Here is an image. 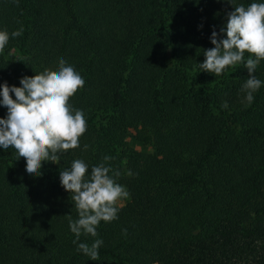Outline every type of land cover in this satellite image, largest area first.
<instances>
[{
	"label": "trees",
	"instance_id": "trees-1",
	"mask_svg": "<svg viewBox=\"0 0 264 264\" xmlns=\"http://www.w3.org/2000/svg\"><path fill=\"white\" fill-rule=\"evenodd\" d=\"M232 10L227 0H0V30L24 29L0 53V85L63 58L85 80L69 102L87 120L80 147L42 162L40 176L0 148V264H264L254 245L264 239V83L248 105L243 64L220 76L199 67ZM255 75L264 82V60ZM104 156L130 196L77 242L103 240L94 261L73 243L78 213L60 171L83 159L90 174Z\"/></svg>",
	"mask_w": 264,
	"mask_h": 264
},
{
	"label": "clouds",
	"instance_id": "clouds-1",
	"mask_svg": "<svg viewBox=\"0 0 264 264\" xmlns=\"http://www.w3.org/2000/svg\"><path fill=\"white\" fill-rule=\"evenodd\" d=\"M13 2L18 4L19 0ZM227 3L234 10L227 12L226 25L219 33L213 26L210 41L214 47L204 51L205 60L199 67L220 76L227 68L243 64L248 79L241 91L250 105L254 93L264 83L255 75L260 61L264 60V3L254 2L247 7L236 5L234 0ZM23 31V26L11 33L0 30V53L10 38L21 36ZM245 53L249 54L246 60ZM84 86L83 77L63 58L59 59L58 70L45 69L33 76H23L20 86H10L7 82L0 85V105L7 108L6 117H0V148H12L18 158L23 157L29 175H42V162L59 164L61 154L80 147L87 120L83 110L73 108L69 101ZM222 107L227 108V102ZM87 148L85 144L84 150ZM111 159L104 156L103 162L91 167L90 174L89 165L83 159L73 160L70 168L60 171V183L71 194L78 213L76 220L68 216L70 231L76 237L73 243L94 261L100 258L103 240L96 239L91 246L77 242L81 235L97 237L101 221L118 219L119 202L130 196L126 187L117 183L120 172L106 164Z\"/></svg>",
	"mask_w": 264,
	"mask_h": 264
},
{
	"label": "rangeland",
	"instance_id": "rangeland-1",
	"mask_svg": "<svg viewBox=\"0 0 264 264\" xmlns=\"http://www.w3.org/2000/svg\"><path fill=\"white\" fill-rule=\"evenodd\" d=\"M127 141H128L133 147H135L136 149H138V150H140V151H142V152H148V151L150 150L149 146L146 145V144H139V143H136V142H134L133 140L128 139V138H127ZM125 200H126V199L120 201V202H119V205H122V204L125 202ZM254 245H255L256 247H258V246H264V239H262V240H261V239H257V240H255V241H254Z\"/></svg>",
	"mask_w": 264,
	"mask_h": 264
}]
</instances>
